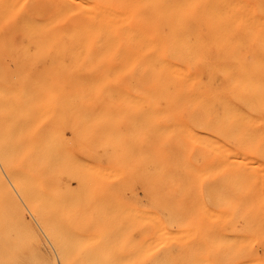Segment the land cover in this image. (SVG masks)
I'll use <instances>...</instances> for the list:
<instances>
[{
    "label": "bare ground",
    "instance_id": "1",
    "mask_svg": "<svg viewBox=\"0 0 264 264\" xmlns=\"http://www.w3.org/2000/svg\"><path fill=\"white\" fill-rule=\"evenodd\" d=\"M122 103L148 110L132 161L145 189L138 249L173 232L170 209H153L149 189L186 188L197 174L203 184L264 189V0H0V136L57 108L71 117L101 109L94 120ZM30 131L15 140L31 150ZM117 134L101 139L110 145ZM111 146L119 169L132 148ZM63 167L80 173V188L84 168Z\"/></svg>",
    "mask_w": 264,
    "mask_h": 264
},
{
    "label": "rangeland",
    "instance_id": "2",
    "mask_svg": "<svg viewBox=\"0 0 264 264\" xmlns=\"http://www.w3.org/2000/svg\"><path fill=\"white\" fill-rule=\"evenodd\" d=\"M108 110L109 117L89 120L101 109L79 108L75 111L83 117H71L72 109L57 108L33 124L17 122L6 129L8 137L0 136V264H264V189L203 184L201 174L186 176V188L149 189L153 209H170L173 232L154 245L157 249H138L145 189L132 161L136 133L148 122H142L140 112L148 110L129 103ZM25 127L35 138L31 150L27 140H15L25 136ZM114 129L118 143L109 145L101 138ZM63 145L79 157L65 158ZM111 145L132 148L130 161L118 163L119 169L109 164ZM63 165L84 168L80 188L73 178L80 173L67 176L71 173Z\"/></svg>",
    "mask_w": 264,
    "mask_h": 264
}]
</instances>
